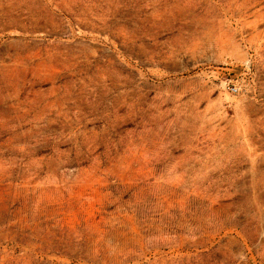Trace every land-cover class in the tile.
<instances>
[{"label": "rangeland", "instance_id": "obj_1", "mask_svg": "<svg viewBox=\"0 0 264 264\" xmlns=\"http://www.w3.org/2000/svg\"><path fill=\"white\" fill-rule=\"evenodd\" d=\"M0 264H264V0H0Z\"/></svg>", "mask_w": 264, "mask_h": 264}, {"label": "built area", "instance_id": "obj_2", "mask_svg": "<svg viewBox=\"0 0 264 264\" xmlns=\"http://www.w3.org/2000/svg\"><path fill=\"white\" fill-rule=\"evenodd\" d=\"M229 89H230V91H232V92H234V93L238 91V88H237V86H235V85L230 86Z\"/></svg>", "mask_w": 264, "mask_h": 264}]
</instances>
